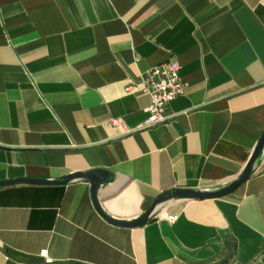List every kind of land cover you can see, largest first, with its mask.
I'll return each instance as SVG.
<instances>
[{
    "label": "crops",
    "instance_id": "1",
    "mask_svg": "<svg viewBox=\"0 0 264 264\" xmlns=\"http://www.w3.org/2000/svg\"><path fill=\"white\" fill-rule=\"evenodd\" d=\"M167 61L184 94L141 128L136 85ZM262 134L264 0H0V181L103 168L100 208L133 221L239 178ZM157 212L110 224L85 178L3 187L0 264H264V156L232 193Z\"/></svg>",
    "mask_w": 264,
    "mask_h": 264
},
{
    "label": "water",
    "instance_id": "2",
    "mask_svg": "<svg viewBox=\"0 0 264 264\" xmlns=\"http://www.w3.org/2000/svg\"><path fill=\"white\" fill-rule=\"evenodd\" d=\"M264 156V134L258 140L251 156L249 157L241 175L236 180L222 186L221 188L215 191H200V190H191V189H174L169 192L162 193L158 195L152 204L135 220L133 221H121L114 220L110 218L99 206L97 200V190L99 187H103L107 184L113 183L115 181V175L109 170L103 168H95L86 172H76L66 176L61 177L58 180H47L42 178H15L7 179L0 181V188L13 186V185H65L73 179L76 178H85L89 181L90 184V195L92 204L97 211V213L110 224L127 227V228H138L144 226L148 220L152 217H156L159 212L158 209L165 203L167 200L179 196H189L194 199H214L224 197L233 191H235L239 186L245 183L250 177L253 166L257 159Z\"/></svg>",
    "mask_w": 264,
    "mask_h": 264
},
{
    "label": "built area",
    "instance_id": "3",
    "mask_svg": "<svg viewBox=\"0 0 264 264\" xmlns=\"http://www.w3.org/2000/svg\"><path fill=\"white\" fill-rule=\"evenodd\" d=\"M178 71L179 66L177 63L167 61L149 68L140 75L139 82L136 85L137 90L141 94L149 97V104L146 108L148 117L141 128H149L168 119L165 115L166 107L173 99L183 95L185 91V84L180 79ZM131 88L132 85L128 86L127 90ZM110 123L113 127L120 130L121 133H127L129 131L124 126L122 119H111ZM156 218L160 219V214ZM164 219L172 223L176 217L167 215ZM40 255L43 257L45 264H51L53 262L46 256V251H42Z\"/></svg>",
    "mask_w": 264,
    "mask_h": 264
}]
</instances>
